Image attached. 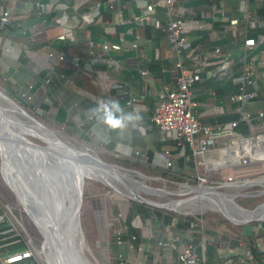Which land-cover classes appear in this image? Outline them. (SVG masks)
<instances>
[{"label": "crops", "instance_id": "crops-1", "mask_svg": "<svg viewBox=\"0 0 264 264\" xmlns=\"http://www.w3.org/2000/svg\"><path fill=\"white\" fill-rule=\"evenodd\" d=\"M88 1L91 2V0H87V2ZM107 1L109 0H104V2L99 3L105 4ZM116 1L121 5L123 19H127L125 23L122 25L106 26V23L112 24L114 22L115 14L114 12H108L103 4L99 16L94 20V24L101 26L103 32H105L112 41L118 40L117 35H124L122 45L125 49L114 53L115 59L120 61L123 68L119 71H111L104 65H95L97 67H104L103 70L95 72V76L98 73L106 76L104 79L98 80L103 91H107L105 89L109 85L110 89H115L112 88L113 84L120 85L121 88L117 89L119 96L115 99L111 98L106 100L102 97L96 99L90 98L87 101L86 96L72 83L70 77H68L69 80L67 79L63 82H59L58 85L62 89V114L65 116V120H68V125L70 123V128L72 127L74 129L75 127V129L80 132V135L83 133L86 140H97L106 135V137L113 142L114 152L122 159L136 161L151 168L162 166L157 159V153L168 150L174 164L178 168V172L190 177L193 172H195L196 176L204 172V161L236 156L237 152L233 149H220L215 154L210 153L203 157L192 156V153L185 144H178L173 135L160 132L156 126L151 123L150 116L157 102V94L165 87L172 88L179 74L178 69L174 66V52L168 45L164 36L158 31L153 30L151 37L147 38L143 36L141 29L137 30L141 37L138 50H129L127 46L133 40V37L131 38V35L128 33L129 30L134 27L130 18L133 15V11L126 0ZM36 2L48 5V0H0V7L10 12L12 21L10 25L15 26L17 33H20L23 27L29 26V31H27L26 34L29 40L36 44L53 42L52 40L59 33V30L54 26H50L48 24V19L45 18V20L37 16L28 17L25 15L27 9L31 10L33 14L36 13ZM87 2L85 3V0H66L65 2H60L56 5V13L62 11L68 12L71 11L72 8L82 11L98 1L90 5L87 4ZM152 2L158 3L153 17L163 20V15L161 13L162 8L159 0H152ZM262 2L263 0L260 3L255 0H215L217 7L224 9L225 16H216L214 20L207 19L205 30L190 32V37L193 41L194 48H196L199 60L203 61L204 58L206 60L207 56L211 54L213 48L216 46L225 47L231 56L235 58L238 57L242 50L241 33L244 27L243 22L240 21L241 15L246 10L252 12L256 11L257 15L264 19ZM179 3L187 10L196 12L204 6L200 0H179ZM261 7L263 12L262 14L260 13V16L258 10L261 9ZM58 8H61V10H58ZM103 12L112 13L114 15L113 20L97 23ZM45 16L47 15H44V17ZM186 17L188 18L189 16L186 15ZM231 18L239 19L238 25L234 27L229 26L227 28L225 26L224 29V25L217 23L219 21L228 22L227 20ZM84 26H87V23L80 22L76 31H80ZM9 40L17 43L13 39ZM19 45L21 46V53H28L27 57L33 58L34 60L30 61L29 59V61L26 62L27 65H24L26 69L25 73L28 74L27 78L24 80L28 79L26 81L27 83H33L36 94L35 98L38 102H42V99L47 97L48 91L51 89L55 90L56 87H58V85H56L54 88H51V86L45 88L43 85L44 81L39 80L40 78L36 75L40 68L37 62L43 61L48 65L54 64V62L46 58L47 48L49 46L31 52L23 45ZM141 51L145 54L144 57L140 55ZM1 59H8V63L10 61L13 63L15 62L18 64L19 68L20 64L18 60H11L4 56H1ZM150 59L157 62L159 68L152 72L148 69L151 73L149 77L151 78V82L144 84L138 70L147 69L146 65L149 63ZM65 67L70 69L68 66ZM211 69L212 67L209 65L204 67L202 79L195 85L193 90V98L199 103V106L196 108L197 117L204 124L227 123L230 122V115L233 114L231 110L234 103L229 101L227 95L217 97L216 93H214L215 87L222 83L218 84L209 78L208 71ZM123 73L127 75H123ZM16 75L19 74L16 72ZM19 77H21V75ZM229 81L230 80H226V82ZM26 82H24L22 86L26 85ZM126 93L135 99V102L130 106L126 105V101L128 100ZM112 101L119 102L121 106L122 112L116 113L117 116L122 114L125 116L129 114L136 116L139 114L142 119H133L130 122H126L127 126L122 129H110L98 118L97 114L93 112V109L97 108L101 103ZM255 108L258 109L261 108V106L258 105ZM88 122H92L91 126L83 131L81 126ZM237 134L245 136L240 132H237ZM227 169L229 168H226V170ZM196 170L200 172L198 173ZM229 171L233 173L232 169H229ZM204 173H210L212 176L214 171L208 170V172ZM215 173L218 172L215 171ZM215 182L213 184H215ZM256 208L258 209L255 210L256 212L253 215L243 217L264 216L259 213L264 210V204L257 205L253 209H243V211H254ZM121 209L124 215L120 214ZM85 210H87L91 217L94 216L95 218H100V220L103 218L107 228L110 229L108 239L102 242L97 241V245H101V248L106 250L105 256L108 262L120 256L123 264H179L176 261L175 251L162 247L159 243L164 242L167 244H176L177 246L185 243L188 238V226L185 225V218L171 216L152 206L140 208L137 204L130 203L114 191L112 194H91L87 199ZM125 217H131V219L133 218L134 221L137 222V224L133 226L137 234L138 242L136 245L134 244L132 248H129L125 244L117 245L116 243H108L110 237L114 236L115 232L125 228ZM250 235H253L254 243L261 254L259 256L252 257L249 255V245L245 238ZM203 237L205 241L214 245V264H264V224L244 227L237 234L219 235L213 231L206 234L204 232ZM194 239L198 241L200 235L195 234ZM99 243L101 244L99 245ZM197 251L199 254H202L200 247Z\"/></svg>", "mask_w": 264, "mask_h": 264}, {"label": "built area", "instance_id": "built-area-1", "mask_svg": "<svg viewBox=\"0 0 264 264\" xmlns=\"http://www.w3.org/2000/svg\"><path fill=\"white\" fill-rule=\"evenodd\" d=\"M65 1L48 0V5L36 2V13L33 14L31 10L27 9L25 15L43 18L44 15L53 14L48 24L56 27L59 33L52 41H65L69 45L75 46L79 42L76 31L79 23L85 22L87 25H93L104 3L97 2L82 10L83 12L80 9L79 12L77 9L72 8L68 12L56 13V5ZM255 1L260 3L262 0ZM86 2L87 0H85ZM126 2L129 3L133 11V15L130 18L134 25L128 32L133 37V40L127 48L137 51L141 39L137 30L145 26H151L152 30L158 31L164 36L173 50L175 56L174 66L179 71L175 85L172 88L165 87L157 94V102L150 116L151 123L160 132L173 135L178 144H185L192 156L203 157L210 153L215 154L220 149H233L237 152L236 156L204 161V172H208V170L218 172L222 169H233L236 166L244 167L248 164L259 165L264 168V133L241 136L235 131L238 122L245 124L258 123L264 117V94L262 97L259 95V91L264 90V19L259 17L256 11L246 10L241 15L240 21L243 22L244 27L241 33L242 50L238 57L231 56L225 47L216 46L206 60L204 58L203 61H200L196 48L193 46L190 32L205 30L207 19L214 20L216 16H225L224 9L217 7L215 0H207L209 3H206L197 12L187 10L179 3V0H159L163 20L153 17L156 5H158L157 2L154 3L152 0H126ZM104 6L108 12H114L115 14L114 22L112 24L106 23V26L125 23L127 19H123L121 5L116 0H109ZM58 10H61V8H58ZM186 15L189 17L187 18ZM43 21L46 22L45 20ZM227 21L223 27L224 29L225 26L226 28L229 26L234 27L239 23L237 18H231ZM11 23L10 12L0 7V55L11 60H17L21 53V46L7 39L5 35V28ZM28 27H23L20 30V34L26 35L27 31H29ZM249 31H251L253 36L248 35ZM123 36V34L117 35V41L93 42L85 39L90 57L87 63L83 65L84 69L90 71L95 65H104L111 71L121 70L123 68L122 64H120L118 59H115L114 53L125 49L122 45ZM47 49L46 58L54 62V64H51L53 70L43 80L45 88L51 86V76L55 77L58 82L69 80L68 76L60 74L55 70V67L68 66L75 74L83 69L78 63L66 59L64 53L57 52L50 47ZM140 55L145 56L143 51L140 52ZM208 65L212 67L208 71L210 79L218 84L230 80L229 82L234 86L235 91L228 98L230 102L235 103L231 113L237 115V120L210 125L204 124L198 119L196 108L199 103L193 98V90L195 85L202 79L204 67ZM138 72L144 84L151 82V78H149L151 73L148 69L138 70ZM105 77L101 73L96 74L97 80ZM22 87L21 97L23 99L31 100L35 98L33 83ZM112 88L119 89L121 86L113 84ZM126 95L128 98L126 105L130 106L135 102V99L128 93ZM258 105L261 108H255ZM157 159L165 169L178 172V168L174 164L168 150L158 152ZM262 174L264 175V169ZM196 180L199 182L197 186L212 185L206 184V179L200 175L196 176ZM237 184L239 182L235 178L227 176L221 181H216L213 185L214 187H221L235 186ZM9 217L0 207V224L5 225V229L1 230L0 234L13 232L20 239L21 247L17 250L0 254V264H44L40 249L37 250L31 240L16 231L12 219ZM203 228V219L194 217L193 221L188 222V238L185 243L177 246L176 244L160 242L159 245L175 251L176 261L179 264H206L204 258L206 241L203 237ZM121 230L114 234L116 236V244H125L132 248V241L123 243L119 238L125 228ZM195 234L200 235L198 241L194 239ZM131 240H134L133 236ZM199 247L202 250V254L197 251ZM118 258L122 259L120 256Z\"/></svg>", "mask_w": 264, "mask_h": 264}, {"label": "rangeland", "instance_id": "rangeland-1", "mask_svg": "<svg viewBox=\"0 0 264 264\" xmlns=\"http://www.w3.org/2000/svg\"><path fill=\"white\" fill-rule=\"evenodd\" d=\"M7 60L8 59H1V55H0V91L1 92L7 95L14 102L18 103L31 116H33L38 121H40L41 123L49 127L51 130H53L60 138H62L70 146L79 149L82 152L92 157H96L106 164H115L116 162L113 161L114 158L122 159L120 156H118L117 153L114 152L113 142H111L106 137V135L102 136L100 139L97 140H84L82 138V135H80V132H78V130L75 129V127L74 129L72 127L70 128L71 125L70 123L68 125V120H65L64 118L65 116H61L62 113L60 114V112L63 111H61L62 89L59 85L58 87H56L55 90L51 89L50 91H48L47 97H44L42 99V102L40 101L38 102V100L35 98L31 100L23 99L21 97L22 94L21 92L23 89L22 84L26 82L28 79L24 80L25 78L22 75L21 77H19L20 75H16L18 64L15 62L13 63L12 61L8 63ZM8 91H11V93L14 94L16 97H18L20 100H15L14 98H12L8 93ZM52 101L58 102V109L56 110V112L51 111L50 108L47 111H41L39 109L40 104L51 105L50 102ZM0 103L3 104L2 101H0ZM35 142L41 144L39 141L35 140ZM263 169L264 168L260 167L259 165L248 164L246 167L236 166L235 168L232 169L233 173L229 171V169L227 170L222 169L218 171V173L214 172L212 176L210 173H204V172L200 173L199 175L206 179V184L208 185L212 184L211 187H214L213 183L215 181L223 180L224 177L227 176H232L233 178L236 179L237 182H239V184L235 186L214 187V191L220 194H224L229 198H232L233 201L243 209H253L257 205L259 206L264 204V175L262 174ZM132 171H136L142 175L150 177V179L147 178L145 179L141 176H137L136 174H131L127 172L124 174L126 178H131L133 179V181L136 180L137 182L136 181L134 182L141 185L144 184V186L148 187L151 190L153 189L163 190L165 193H169V194L159 195L149 191H143L141 195L144 198H147L151 201H155L159 205L164 204L169 200H178V201L180 200L187 202V200L197 201L198 199H202L205 197L208 198L216 197V195L210 193L206 195H200L199 193L172 195L170 194V192H176L178 190H181L183 189L184 185L180 186L179 183L170 182L168 181L169 179L165 180L158 178L153 174L148 176L143 171L138 169ZM0 172L2 174L1 162H0ZM92 172L93 171L90 165H84L82 167V174L86 178L83 183V201L81 204L79 219H80V227L84 236V254L93 264H110L105 254L102 255L100 252L101 243H99L100 246L97 245L98 237L100 236L101 233L99 230V226L97 225L98 223L97 218H95L94 216L91 217V215L88 214L87 210H85V205L87 203V199L91 194H98V195L104 193L112 194L113 190L110 187H108L106 184H104L102 181L98 180L95 174L93 175ZM1 174H0V207L4 210L5 213L8 214V217L10 216L9 218L12 219L16 231L24 235L25 238L31 240L32 244L37 248V250H39L43 238L38 233L31 220L22 210V207L20 206L18 200L15 198L14 194L12 193L9 186L6 184ZM191 175H192L191 177L193 178H195L196 176L195 172H193ZM106 177L112 182L113 186H115L118 190L122 189L119 186H117L118 184L116 183V181L111 180L113 178L110 175L107 174ZM198 183L199 182L197 181L196 184H193L191 186L195 187L198 185ZM134 188L138 189L137 187ZM193 195H195L193 198L188 199ZM125 199L130 203L142 204L136 201L129 200L127 198ZM217 200L219 202L217 203V205L220 204L226 205L224 201H220L218 198ZM143 205L149 206L147 204H143ZM190 205H192L191 206L192 211H200L203 209V207L205 208L207 207V210L205 212H201V213L199 212L200 213L199 215H181L176 212H173L174 210L169 211L162 208H158V209L160 211L166 212L171 216H179V217L191 216L193 218L194 217L202 218L203 226H204L203 229L205 234L208 232L211 233V231H213L214 233L216 232L219 235L237 234L244 227H251L253 223H264V221L261 222L255 221V222H249V223L237 225L227 222L222 218H218L214 215L208 214L207 212H214L218 214L222 213L225 216H227V218L237 217L235 215L226 214L217 206L208 207L209 205L206 202H204V200L190 203ZM195 205H197V207ZM101 224L103 227L102 229L104 230L105 233L104 234L105 239H108V233L110 229L107 228L106 222L103 218H101ZM43 257L44 256H42V258ZM42 261L44 262V259H42ZM44 264L46 263L44 262Z\"/></svg>", "mask_w": 264, "mask_h": 264}, {"label": "trees", "instance_id": "trees-1", "mask_svg": "<svg viewBox=\"0 0 264 264\" xmlns=\"http://www.w3.org/2000/svg\"><path fill=\"white\" fill-rule=\"evenodd\" d=\"M96 1L104 2V0H91V2L88 1L87 4L90 5L91 3L96 2ZM200 2L203 3L204 5L206 3H209V2H207V0H200ZM262 6L264 8V0L262 2ZM262 12L263 11H262V7H261V9L258 10V13L262 14ZM261 14H260V16H261ZM52 16H53V14H50V15H47L43 18L44 19L46 18L49 20ZM113 18H114V15L112 13L103 12L100 15L97 23L104 22L106 20L112 21ZM217 23L221 24V25H226V22H222V21H219ZM5 30H6L5 34L7 35L6 36L7 38L15 40L17 43L23 45L27 50H30L31 52L36 51L39 48H45V47L49 46L51 49H53L57 52L64 53L66 59L78 63L80 65V67H82L83 69L78 71L76 74L72 73V71L70 69L66 68L63 65H61L59 67H55L56 68L55 70L58 71L60 74H64V75L70 77L72 83L76 87H78V90L83 95L86 96L87 101L90 98L96 99V98L102 97V98H104V100H106V99H111V98L115 99L119 96L118 90L117 89H110L109 88L110 85L107 86V88L105 89L107 91H103L102 88L100 87L99 81L96 80L95 72H97L99 70H103L104 67L94 66V67H92V69L90 71H88L87 69H84V67H83V65L85 63H87V61L90 57L89 52H88V48L86 46L84 39H88V40H91L93 42H100V41H104L106 39L108 41H112L109 39V36L106 35L105 32H103V29L101 26H99L97 24H93V25H87V26L82 27L81 30L77 32V37L79 38V42L75 46L69 45L65 41L64 42L53 41V42H44V43L36 44V43H34L28 39V35H21L20 33H17L15 26L9 25L5 28ZM141 31H142L143 36L147 37V38H150L151 34L153 33L151 26H145V27L141 28ZM248 35L253 36L251 31L248 32ZM131 38H132V36H131ZM27 54L28 53L22 52L20 54L19 58L17 59L19 64H20L19 68L17 69V73L19 75H22L24 78H27V76H28V74L25 73L26 72L25 66L27 65L26 62H28L29 59H30V61H34L33 58L27 57ZM37 63L39 64L40 68H39V71L36 73V75H38V77L40 78L39 80L43 81L44 78H46L50 74V71L53 70V67H52V65H48L46 62H43V61L37 62ZM146 68L152 72V71L158 70L159 65L157 62L150 59L149 63L146 65ZM123 75H127V74L123 73ZM58 83L59 82L57 81V79L55 77L51 76V87L52 88L56 87V85H58ZM234 91H235L234 86L230 82H224L221 85H217L214 89V93H216L217 97L218 96L223 97L225 95H227V97H229V95H231ZM8 93L15 100H20L18 97H16L14 94H12L11 91H8ZM263 94H264V90L259 91L260 97H262ZM234 105H235V103H234ZM39 107L42 111H47L50 108L51 111L56 112V110L58 109V102L52 101L51 105L40 104ZM61 113L62 112H60V114ZM61 116H63V114H61ZM237 118L238 117L236 114H231L229 120L231 122V121L237 120ZM91 123L92 122L84 123L81 126L83 131L87 130L91 126ZM235 131L240 132L242 135H245V136L264 133V117L258 123L251 122L250 124H245L243 122H238L237 126L235 127ZM81 135H82V138L84 140H86V138L83 136V133ZM113 161L116 162L115 164H117L118 166H121L125 169H129V170H131V169L137 170L138 169V170L143 171L148 176L153 174L156 177L161 178V179H165V180L169 179L168 181H170V182H176L179 184L180 183L181 184L187 183L190 186L193 184H196V182H197L195 180V178H193V177L190 178V176L185 175V174L180 173V172H172L168 169H165L162 166L156 167V168H153V167L151 168L148 166H144L139 162L127 160V159L114 158ZM135 204H137V203H135ZM137 206H139L140 208H143L145 205L137 204ZM207 213L214 215L218 218H222L223 220H226L227 222H230L233 224H238V223H241L245 220H251L255 217L264 218V216H252V217H243V216L238 217L237 216V217L227 218V216H225L222 213L221 214L214 213V212H207ZM120 214L124 215L122 209L120 210ZM183 218L186 219L185 225H187V226H188L189 221L194 220V218L191 216H184ZM97 222H98L97 225L99 226V230L101 232L100 236L98 237V241L102 242V241H105V235H104L105 233H104V230L102 229L103 227H102L100 218H97ZM135 224H137V222L134 221L133 218L131 219V217H129V218L125 217V220H124L125 231L123 233H121L119 236V238L121 239V241L123 243H126L127 241H132L133 245L137 244L138 238H137V234L134 230V226H133ZM263 224L264 223H253L252 226L263 225ZM3 229H5V225L0 224V231ZM132 236L134 237V240H131ZM245 240L247 241V243L249 245V255H251L252 257H256V256L261 255L259 253L258 248L256 247V245L254 243L253 235L246 237ZM108 243L109 244H115L116 243V236L110 237V240L108 241ZM20 247H21L20 239L18 237H16L13 232L0 234V254H4L7 252L17 250ZM100 252L102 255L106 254V250L103 248H100ZM214 253H215L214 245L212 243L206 241L205 247H204V258H205L206 264H214ZM109 263L110 264H123L122 260L119 258H117V259H115Z\"/></svg>", "mask_w": 264, "mask_h": 264}, {"label": "water", "instance_id": "water-1", "mask_svg": "<svg viewBox=\"0 0 264 264\" xmlns=\"http://www.w3.org/2000/svg\"><path fill=\"white\" fill-rule=\"evenodd\" d=\"M15 130L16 129H14V132L5 133L4 126L0 128V142L3 144L4 147L3 156L9 158V163L11 164L12 168L21 172V176L19 177L20 181H18V184L20 183V186H22L25 191L24 194L22 193V191H20L21 194H28V196L30 197L28 199L33 202H31V204H26L28 211L25 210V214L28 217L30 216V214L36 216L39 219V226L42 229L47 230V236L49 238L48 241L49 243L54 245L55 248V251L53 252V258L57 263H60L61 261V264H93L84 254V236L80 227L79 219L81 204L83 201V183L86 177L81 174L82 171H78L79 173H73L68 169V167L63 166L62 164L59 165L55 161H52L54 164L52 167H50L49 163L47 162V166H49L47 167L45 165V161H41V159H33L30 155L24 156L22 158L19 154H16L15 150L13 152V147H15L16 145H21L29 148L27 144L31 146L32 144H34L42 150L44 148L41 144H38L33 140L30 141L32 143L31 144L26 140L27 137H25V139L22 135L19 134V131L16 132ZM74 150H76L74 154L77 157L74 158V160L78 162L95 158V160L100 162L102 165L112 170L118 171L119 173L125 174L127 172L131 174H136L137 176H141L145 179H150V177L142 175L136 171L125 169L116 164H106L100 159L92 157L84 152L82 154V151L79 149L74 148ZM76 152L78 153V155L76 154ZM47 158L50 161L51 156H47ZM107 174L114 179L112 174L108 171ZM107 186L110 187L113 191H115L112 185ZM184 186L189 187V185ZM205 187L211 192V194H218V192L214 191V187L204 186V188ZM116 193L132 201L147 204L155 208H162L165 210L173 211L172 209H167L163 206L154 205L143 197H126V195L118 192L117 190ZM221 195L222 194L218 196ZM14 196L22 207V203L20 201L19 196H17L16 194H14ZM194 196L195 195L189 197L188 199H191ZM232 203L235 205V207L241 208L233 201V199ZM195 206L197 207V205ZM258 208L254 209V211ZM173 212L181 214L175 210ZM199 214L200 213L198 211H193L191 214L181 215ZM255 221L261 222L264 221V218L255 217L251 220H245L241 223H238L237 225ZM33 225L35 226L36 230L41 235V237L44 238L42 232L38 228L39 226L37 227L34 223ZM40 246H46L49 249L48 245H46V238L43 239Z\"/></svg>", "mask_w": 264, "mask_h": 264}, {"label": "bare ground", "instance_id": "bare-ground-1", "mask_svg": "<svg viewBox=\"0 0 264 264\" xmlns=\"http://www.w3.org/2000/svg\"><path fill=\"white\" fill-rule=\"evenodd\" d=\"M0 101L3 102V104L0 103V128L4 126L5 133H10L15 131H19L20 135H22L24 138L27 137V141H39L41 145L43 146V150L35 146L34 144L28 145L29 148L21 145H16L13 147V152L15 150L16 154H19L22 158L24 156L30 155L33 159H41V161H45V165L47 166V162L49 163L50 167H52L54 164L52 161L57 162L59 165H63L68 167L70 171L73 173H79L78 171H82V167L84 165H90L92 168L93 175L95 174L96 178L100 181H102L106 185H112V182L106 177L107 171L112 174L114 177V180L118 184L121 190H118L115 186V192L116 190L124 195L126 197H136V198H142L141 195L143 191H149L155 194L163 195V194H169L165 193L163 190H151L148 187L137 184L133 181L131 178H126V176L123 173H119L118 171L112 170L104 165H102L100 162L96 161L95 158L91 160H85V161H76L74 158H77L74 154L76 150L70 145H68L62 138H60L53 130H51L49 127L38 121L36 118L31 116L26 110H24L18 103L14 102L12 99H10L7 95H5L3 92L0 91ZM18 136V135H17ZM19 137V136H18ZM27 143V142H26ZM42 148V147H41ZM58 152V153H57ZM78 152V150H77ZM76 154L78 155V153ZM81 152V151H80ZM4 153V147L3 144L0 142V162H1V170H2V176L6 182V184L9 186L11 191H13L14 194L19 196L20 201L22 203V210L25 211L27 209V203H30L28 198V194L22 195L20 191L24 194L25 191L22 186H20V183L18 184L19 177L21 176V172L12 168L11 164L9 163V158L6 156H3ZM83 154V152H81ZM46 155V156H45ZM45 156V157H44ZM47 156H51L50 161L48 160ZM80 158V157H79ZM78 158V159H79ZM84 158V157H83ZM49 167V166H47ZM82 174V173H81ZM130 179V180H128ZM263 180V179H262ZM259 181V180H258ZM130 184V185H129ZM179 185H188L187 183L179 184ZM131 186V187H129ZM134 187H137L138 189H135ZM132 188V189H131ZM199 193L200 195H206L208 193L211 194V192L206 189V187H193L189 185L184 186L183 189L178 190L176 192H170L172 195L177 194H189V193ZM218 193L215 198H218L220 201H224L226 205L220 204L217 205L218 200L215 198H202L198 199L197 201L204 200L209 206L208 207H214L217 206L219 209H221L223 212L235 215V216H249L253 215L256 211H243L242 208H237L232 203V199L228 196ZM144 198V197H143ZM147 201L153 203L157 206H163L167 209L175 210L181 214H191L192 211V205L190 203L197 202L196 200H187L185 201H178V200H169L165 202L164 204H158L155 201H151L147 198H145ZM33 203V202H32ZM223 203V202H222ZM199 204V203H198ZM66 205V203H65ZM200 205V204H199ZM191 207V208H190ZM187 208V209H186ZM195 209V208H194ZM207 210V207H203L202 210L198 212H205ZM260 214L264 215V210L259 212ZM30 217V218H29ZM28 218L31 219V221L38 227L39 226V219L31 215ZM39 230L42 232L44 238H46V245H48L49 249L46 246L40 247V255L44 256L42 259H44V262L46 264H61L56 262L53 258V252L55 251L54 245L49 243L48 233L47 230L42 229L40 226L38 227ZM43 238V239H44ZM48 249V250H47ZM41 256V257H42Z\"/></svg>", "mask_w": 264, "mask_h": 264}, {"label": "clouds", "instance_id": "clouds-1", "mask_svg": "<svg viewBox=\"0 0 264 264\" xmlns=\"http://www.w3.org/2000/svg\"><path fill=\"white\" fill-rule=\"evenodd\" d=\"M93 112L96 113L98 118L101 119L110 129H122L127 126L126 122H130L133 119H142L139 114L136 116L131 114L117 116L116 113L122 112L121 106L117 101L101 103L97 108L93 109Z\"/></svg>", "mask_w": 264, "mask_h": 264}]
</instances>
